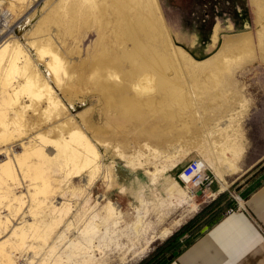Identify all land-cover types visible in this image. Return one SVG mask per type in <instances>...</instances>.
<instances>
[{"label": "rangeland", "instance_id": "obj_1", "mask_svg": "<svg viewBox=\"0 0 264 264\" xmlns=\"http://www.w3.org/2000/svg\"><path fill=\"white\" fill-rule=\"evenodd\" d=\"M93 1L25 0L23 7L14 15L7 9L8 0L0 5V23L7 22L5 25L0 24V43L7 39L10 43L22 46L37 76L48 83L51 95H55L57 101L54 108L48 105L44 93L29 97L22 92L20 102L14 108L20 109L30 123L29 133L13 142L1 143L0 148L7 147L13 160L11 145L26 143L28 138L37 135L39 125L34 126L36 118L41 124L51 126L71 117L72 121L79 124L78 129L95 143L98 151L97 159L77 173L72 169L51 170L54 190L46 199L47 204L56 208L65 204L70 207L67 215L50 232L46 242L41 237H28L27 243L32 246L42 244V254H37L32 261L30 257V264H35L37 259L39 264L44 259L53 264V255H49L47 245L51 242L58 243L56 253L66 248L69 238L76 237L84 243L80 229L92 211L96 213L95 221L100 223L107 197L117 213L120 210L117 231L108 232L109 236L99 235L97 240L94 237L93 242L97 244L98 250H92V256L87 251L85 256L90 261L87 264H140L156 256L158 250L165 249L164 240L219 193H225L232 199L243 198L245 190L264 181V0H156L171 41L188 56L184 59L180 57L182 54L173 55L180 67L182 85L179 86V92L185 103L177 106L172 114L156 112L152 116L148 115L144 122L133 117L121 118L118 111L109 110L100 114L102 102L95 92L80 88L71 89L70 95L65 90V95L62 90L67 82L66 72L74 75L77 70L84 69L81 63L91 55L99 29L95 16L81 15L76 17L77 24L73 34L69 35L65 31L71 21L68 8L74 5L77 12L82 13ZM256 8L261 10L259 19ZM84 20H88L89 24L86 29L82 27ZM84 29L86 33L82 32ZM234 34L250 37L251 46L245 52L247 61L235 64V60L228 59L222 61V66L217 65L213 61L215 57L211 56L222 41L227 42ZM79 38L81 40L78 41ZM77 41L78 48L75 45ZM41 44L55 52L63 67L67 68L58 71L60 78L57 81L45 66L50 52L42 53L44 60L36 57L35 47ZM189 59L194 60L190 62ZM212 61L217 68L213 67ZM172 70L168 69L169 77L173 75ZM193 71L196 73L195 80L190 75ZM3 72L2 67L0 79ZM207 72H210L208 76ZM85 73L88 77L90 70H85ZM12 75H18V71L13 70ZM12 80L14 86L16 80ZM2 97L0 81V110L11 113ZM80 114L92 115L90 121L95 130L86 127ZM107 118L115 119L116 123L111 124ZM140 126L148 129L159 126L157 136H139ZM93 130L104 136V142L93 137ZM51 137L54 138L53 135ZM233 150H236L235 153ZM213 154L221 174L212 169ZM194 156L206 162L215 179L208 195L188 198L181 193L186 191L177 175L186 160ZM96 160L100 167L94 173L96 178L88 186L87 179L91 175L94 177L92 164ZM13 165L17 179L9 180L7 196L0 203V219L7 217L5 222L0 223V241L14 236L12 230L21 225V218L26 222L33 219L29 211V190L32 185L28 177H23L16 161ZM162 168L165 169L161 172ZM149 176L155 183L150 184ZM170 181L175 186L171 189L166 188ZM143 188L146 191L137 197L136 193ZM12 194L23 200L16 210L10 207L16 206L17 202L13 199L8 202ZM38 217L41 218L40 214ZM69 223H72L71 227L62 234ZM184 232L178 235V242L182 245L189 233L195 236L199 231L192 228ZM61 234L66 236L59 242L58 235ZM65 251L72 252L71 258L76 253L68 247ZM84 251L81 249L79 252L83 254ZM32 252V248L27 249V254ZM12 255L17 263L25 262L26 255L21 256L18 250H13Z\"/></svg>", "mask_w": 264, "mask_h": 264}, {"label": "bare ground", "instance_id": "obj_2", "mask_svg": "<svg viewBox=\"0 0 264 264\" xmlns=\"http://www.w3.org/2000/svg\"><path fill=\"white\" fill-rule=\"evenodd\" d=\"M4 1L0 0V5ZM8 2L7 9L13 15L25 4V0H8ZM68 12L71 21L65 31L69 35L73 34L77 24L75 21L76 17L81 15L85 17L89 15L95 16L98 20L99 29L97 30L98 39L94 40L91 55L87 56L81 63L85 70H90L89 76L87 77L84 69L77 70L74 75L66 72L67 82L62 89L65 95V90L70 95L71 89H87L90 92H95V95L101 100L100 114L109 110L118 111L121 118L133 117L139 122H144L148 115L152 116L156 112L172 114L176 111L177 106L185 103L183 95L179 92V86L182 85L180 67L173 55L174 53L182 54L180 57L183 56L184 59L188 58V56L181 51L182 48L171 41L156 0H98L97 3L94 0L82 13L77 12L74 5L68 8ZM0 24L5 25L7 22ZM88 26V20H84L82 27L86 29ZM85 29L82 32L86 33ZM79 40L81 39L79 38ZM78 41L75 44L77 48ZM249 46H251L249 36L234 34L227 42L222 41L211 57H215L213 61L217 65H223L224 62L222 63V61L228 59L235 60L237 62L235 64L242 63L248 59V55L245 52L249 51ZM47 51L50 52V55L45 60V66L53 79L57 81L60 78L57 75L58 71L60 69L66 70L67 68L63 67L57 54L52 52L46 45L41 44L35 47V54L39 59L44 60L42 53ZM261 54L260 57H262ZM208 58L210 59V57ZM0 61H3L0 69L4 68L0 79L2 82V98L6 107L8 106L9 110H11V113L6 112L5 109L0 110V144H3L8 141L13 142V140L22 138V135L29 133L30 123L27 122L20 109L14 108L15 104L20 102L19 99L22 92L29 97L44 93L48 105L54 108L57 106V101L55 95H51L48 83L45 80L41 81L37 76L35 69L30 64V58L23 51L20 44L10 43L7 39L2 40L0 43ZM20 62L21 64L19 65ZM214 62L213 67L216 64ZM198 63L201 64L200 62ZM187 65L191 64L187 63ZM196 65L198 66V64ZM171 68H173V75L169 77L167 72ZM203 69L205 70V68ZM13 70H17L18 75H12ZM210 72H207L206 75L208 76ZM190 75L192 80L196 79L195 71ZM12 79L16 80L14 86ZM42 89L43 92L40 93ZM87 90L85 92H88ZM20 107H23V105ZM59 114H62V112H59ZM91 117V114H80V119L90 129L91 127L94 128L90 121ZM38 119L36 118L34 125H39L37 127L39 130L37 135L28 138L26 143L19 142L11 145L13 160L19 165L23 177H28L30 180L29 184L32 185V189L29 190L31 199L29 211L33 219L26 222L21 218L19 220L21 225L12 230L14 236H9L6 240L0 241V264H19L15 260L14 255H12L13 250H18L21 256L26 255L24 257L25 262L22 264H30L37 254H42L40 251L42 244L36 245L35 247L37 248L34 249L35 247L32 244L27 243L28 237L31 236L34 239L41 237L46 242L50 232L67 215L70 207L68 204L56 208L54 206L49 207L46 202V199H49V194L54 190L51 170L58 168L67 171L72 169L73 172L77 173L84 166L97 159L98 151L95 143L78 129L80 127L79 124L76 121H72L71 117L64 118L61 120L63 121L62 123H55L51 126L41 124ZM107 120L111 124L116 123L113 118H107ZM43 127H45L44 131L42 130ZM158 127L154 126V129H148L140 126L138 127L141 130L139 136L147 138L157 136ZM98 130L101 132L100 128ZM52 135L54 138L51 137ZM94 136L98 140H103L102 142L105 140L104 136L102 137V135L98 134V131H94ZM235 151L233 150L234 153ZM212 159L214 164L212 169L214 172L221 174V170L216 165L215 154H213ZM13 160L7 151V147L0 148V203L7 196L9 180L17 179ZM110 165L107 164L106 166L110 167ZM92 166L94 175L100 164L96 160ZM163 169L165 168H162L161 172ZM95 175L94 177L91 175L87 179L88 186L96 178ZM173 187H175L173 181H170L166 188L171 189ZM181 193L188 198L193 197L187 192L183 191ZM12 199L17 202V205L10 207V209L16 210L23 200L14 194L9 197L8 202ZM8 202L4 201L7 206H10ZM103 211L104 214L100 223L95 221L96 213L92 211L80 229V236L84 239V243H81L79 238H69L66 248L76 251L73 258H71L72 252L65 251L66 248L56 253L55 249L58 243L51 242V244H47L49 255H53L51 256L54 260L53 264H75L76 262L77 264H87L90 262L85 255L89 251L88 255L92 256V250H98L97 244L93 242L94 237L97 240L99 235L101 237L109 236L108 232L116 233L117 231L120 210L117 213L116 208L111 204L108 197L103 205ZM53 212L57 213L52 214ZM39 214L41 218L38 217ZM6 220L7 217L4 220L0 219V223ZM100 224L103 227L101 231ZM71 225L72 223H69L62 234ZM62 234L58 235L59 242L66 236ZM28 248L33 249L31 256L27 254ZM81 249L86 252L80 253ZM30 257L31 261L28 260ZM38 260L35 264H39ZM49 261L44 259L42 264H49Z\"/></svg>", "mask_w": 264, "mask_h": 264}, {"label": "crops", "instance_id": "obj_3", "mask_svg": "<svg viewBox=\"0 0 264 264\" xmlns=\"http://www.w3.org/2000/svg\"><path fill=\"white\" fill-rule=\"evenodd\" d=\"M256 12L259 19L261 10ZM148 181L155 183L150 176ZM234 199L220 219L202 228L165 264H264V181Z\"/></svg>", "mask_w": 264, "mask_h": 264}, {"label": "trees", "instance_id": "obj_4", "mask_svg": "<svg viewBox=\"0 0 264 264\" xmlns=\"http://www.w3.org/2000/svg\"><path fill=\"white\" fill-rule=\"evenodd\" d=\"M232 199L225 193L219 194L210 203L205 204L191 219L185 222L182 227L173 232L165 241V249L158 250L157 255L140 264H165L172 259L182 247L178 242V235L185 234V230L196 229V232L202 230L204 227L211 226L218 219L225 214V208L232 204ZM194 235L189 233L183 245L189 243Z\"/></svg>", "mask_w": 264, "mask_h": 264}, {"label": "built area", "instance_id": "obj_5", "mask_svg": "<svg viewBox=\"0 0 264 264\" xmlns=\"http://www.w3.org/2000/svg\"><path fill=\"white\" fill-rule=\"evenodd\" d=\"M177 176L185 191L191 196L207 194L215 179L206 162L197 156L187 159ZM233 209L234 207L228 208L227 212Z\"/></svg>", "mask_w": 264, "mask_h": 264}, {"label": "water", "instance_id": "obj_6", "mask_svg": "<svg viewBox=\"0 0 264 264\" xmlns=\"http://www.w3.org/2000/svg\"><path fill=\"white\" fill-rule=\"evenodd\" d=\"M199 192V191H198Z\"/></svg>", "mask_w": 264, "mask_h": 264}]
</instances>
